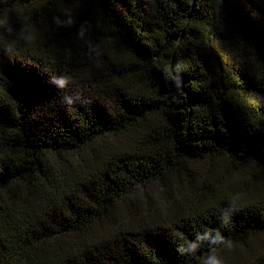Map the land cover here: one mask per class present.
<instances>
[{
	"label": "trees",
	"instance_id": "trees-1",
	"mask_svg": "<svg viewBox=\"0 0 264 264\" xmlns=\"http://www.w3.org/2000/svg\"><path fill=\"white\" fill-rule=\"evenodd\" d=\"M13 2L0 264H264V0Z\"/></svg>",
	"mask_w": 264,
	"mask_h": 264
},
{
	"label": "clouds",
	"instance_id": "clouds-1",
	"mask_svg": "<svg viewBox=\"0 0 264 264\" xmlns=\"http://www.w3.org/2000/svg\"><path fill=\"white\" fill-rule=\"evenodd\" d=\"M10 11L15 14L17 19H22L24 21H31L30 17L25 14L24 6L20 2V0H14V2L10 5ZM54 19L56 20L57 23H61V21L59 20V17H55ZM74 22L75 21L71 18L67 21L68 24H74ZM0 27H6L7 28V35L8 36H11L13 34V28L9 22V16L7 14L0 15ZM21 31L24 34L23 39L25 40V42L27 44L31 45L36 41V38H37L36 33L33 31L32 27H31V23L26 24L25 27L22 28ZM16 41H19V40H14L13 43ZM13 51H14V49H12V48H6V52L10 56L12 55ZM59 83L63 87L67 83V80L61 79L59 81ZM232 204L234 205V207L238 211L239 209L237 206V199L234 198L232 200ZM231 248H232V242L229 241V249H231ZM199 264H225V261H224L223 256L218 254V250L213 249V252L211 254H208L207 256H205L199 262Z\"/></svg>",
	"mask_w": 264,
	"mask_h": 264
},
{
	"label": "rangeland",
	"instance_id": "rangeland-1",
	"mask_svg": "<svg viewBox=\"0 0 264 264\" xmlns=\"http://www.w3.org/2000/svg\"><path fill=\"white\" fill-rule=\"evenodd\" d=\"M238 258H235V255L234 257H232V254H227L225 257H224V261H225V264H245V262H238L237 261Z\"/></svg>",
	"mask_w": 264,
	"mask_h": 264
}]
</instances>
